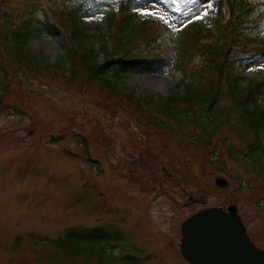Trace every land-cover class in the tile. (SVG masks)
I'll return each instance as SVG.
<instances>
[{
    "label": "rangeland",
    "instance_id": "rangeland-1",
    "mask_svg": "<svg viewBox=\"0 0 264 264\" xmlns=\"http://www.w3.org/2000/svg\"><path fill=\"white\" fill-rule=\"evenodd\" d=\"M78 1L7 0L0 3V23L7 16L15 23L30 19L58 25L56 21L67 17ZM99 1L105 4L94 5L92 12L86 6L78 11L85 23L104 26L108 5L117 9L118 0ZM132 8L135 20L147 21L152 38L161 35L154 24L167 29L160 45L168 65L162 71L129 74L127 82L148 93L167 94L183 76L174 67L180 29L193 32L197 22L209 27L216 14L214 3L140 0ZM223 11L221 21L228 15L227 8ZM5 32H0V42L9 38V33L2 36ZM36 33L30 47L48 58L68 46L67 39L52 30ZM255 33L264 38V26ZM201 38L213 41L214 36ZM236 55V70L263 77L264 57L240 51ZM202 59L196 54L186 69L194 71ZM7 69L8 88L0 95L17 110L0 103V264H52L38 262L42 255H52L53 264H86L78 254V263L60 261V239L69 232L78 236L118 232L119 241L98 239L94 246L99 250L101 244H116L114 254L121 257V264L123 256H128L124 264H189L179 252L182 220L201 208L228 203H236L248 233L264 249V185L252 177L257 190L246 191L239 187L251 177L245 166L225 152L212 160L213 153L225 150L221 138L231 137L229 132L199 146L183 135L196 132H161L154 127L155 119L168 121L161 114L141 104L143 116L123 94L98 83L79 88L66 80L67 70L61 79L54 70L25 75L23 68ZM159 77L166 79L158 85ZM217 176L229 184L217 186Z\"/></svg>",
    "mask_w": 264,
    "mask_h": 264
},
{
    "label": "trees",
    "instance_id": "trees-1",
    "mask_svg": "<svg viewBox=\"0 0 264 264\" xmlns=\"http://www.w3.org/2000/svg\"><path fill=\"white\" fill-rule=\"evenodd\" d=\"M6 1L0 0V3ZM231 1H233V4L229 3L231 9L243 5L239 7L240 10L242 9L239 15L223 23L221 21L222 1L217 0L218 14L214 17L213 25L209 30L198 29L197 31L198 34L210 32L214 36L213 41L204 43L199 41L196 32L179 31V48L175 67L182 72L183 76L167 94L139 91L138 87L128 85L125 75H121V71H150L153 68L163 70L167 66L154 52L148 55L139 53L140 45L145 42L151 44V41L147 38L149 32L146 24L134 22L132 16L125 10V7H130L128 3L131 0L120 6L117 19L113 10L109 9L104 26L96 25L94 28L85 24L81 25L78 20L80 15L76 13L82 6L88 8V1L75 4L67 17L61 16L60 20L56 21L58 25L52 24L49 20H39L40 22L36 21L34 24L30 20H23L16 27H12L15 29H12L10 28L12 20L7 16L3 17L0 32L8 30L2 36L9 33V38L0 42V87H3L4 92L6 91L4 88H8L7 79L10 74L7 68L12 66L16 70L23 68L25 75L54 70L53 74L60 76L61 79L64 71L67 70L70 75L66 80L74 85L78 83L79 88L98 83L100 86L104 85L123 94V97L131 101L133 107L141 113L144 110L140 105L144 104L150 111L161 114L168 121L164 123L155 119L154 126L165 130L168 134L184 131V129L196 132L194 133L196 136L185 133L184 135L195 138L199 146L202 143L206 145L210 141L213 142L214 136L229 132L231 137L221 138L225 150L222 148V152L213 153L212 160L225 152L233 162L245 166L251 177L244 178V185L240 183L239 187L246 191H251L253 188L255 191L257 187L254 185V180H251L252 177L264 185V79L258 81L249 76L247 81L243 82L233 74L231 64L223 65L222 58H226L224 51L225 53L229 51L226 49L230 42L246 50V46L255 41L264 44V38L255 33L263 21L258 19V12H256L258 7L251 4L250 0ZM250 21L255 29L247 32L248 26L242 25ZM112 26H117L116 33H110ZM44 28L61 34L70 43V47L54 59L46 57L42 52L33 51L28 44V37L32 32ZM228 32L232 35L230 38ZM100 40L103 41L100 43ZM197 51L204 54L205 58L200 62L199 67H195L198 69L190 72L186 69L187 64L184 60L191 61L198 54ZM248 51L252 55L264 54L262 47ZM213 57H216L217 61ZM56 69L61 73L56 72ZM2 80L5 83H2ZM29 83L30 81L27 80L26 84L30 87ZM0 103L4 107L17 110V107L6 105L1 95ZM237 144L242 145V149H239ZM98 239L119 241L120 236L118 232L112 235L107 233L106 235L80 236L69 232L60 239L62 248L60 261L78 263L75 258L78 254L79 257H83L86 264L90 262L121 264L116 254L108 255L105 248L100 247L99 250L95 248L94 243ZM72 242L75 244L72 245ZM92 256L96 258L92 259ZM50 257L53 256L42 255L37 260L53 264ZM127 258L128 256H124L123 260Z\"/></svg>",
    "mask_w": 264,
    "mask_h": 264
},
{
    "label": "water",
    "instance_id": "water-1",
    "mask_svg": "<svg viewBox=\"0 0 264 264\" xmlns=\"http://www.w3.org/2000/svg\"><path fill=\"white\" fill-rule=\"evenodd\" d=\"M215 181L228 184L222 177ZM181 232L180 251L190 264H264V251L250 241L234 204L227 211H198L182 223Z\"/></svg>",
    "mask_w": 264,
    "mask_h": 264
},
{
    "label": "bare ground",
    "instance_id": "bare-ground-1",
    "mask_svg": "<svg viewBox=\"0 0 264 264\" xmlns=\"http://www.w3.org/2000/svg\"><path fill=\"white\" fill-rule=\"evenodd\" d=\"M150 77H152V76H150ZM153 77H155V78H158V77H156V76H154V75H153ZM159 79H161V80L157 82V83H158V85H159L160 83H162V81H164V82H165V79H166V78L159 77Z\"/></svg>",
    "mask_w": 264,
    "mask_h": 264
}]
</instances>
